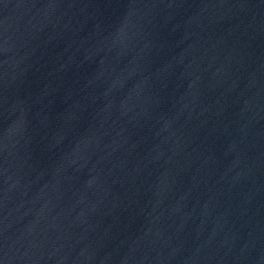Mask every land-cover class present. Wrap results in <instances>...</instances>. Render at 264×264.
<instances>
[{
	"label": "water",
	"instance_id": "1",
	"mask_svg": "<svg viewBox=\"0 0 264 264\" xmlns=\"http://www.w3.org/2000/svg\"><path fill=\"white\" fill-rule=\"evenodd\" d=\"M0 264H264V0H0Z\"/></svg>",
	"mask_w": 264,
	"mask_h": 264
}]
</instances>
